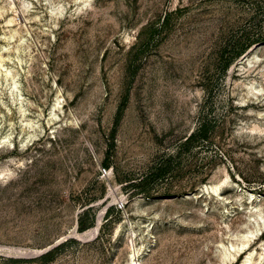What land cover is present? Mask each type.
I'll return each mask as SVG.
<instances>
[{"label":"rangeland","instance_id":"1","mask_svg":"<svg viewBox=\"0 0 264 264\" xmlns=\"http://www.w3.org/2000/svg\"><path fill=\"white\" fill-rule=\"evenodd\" d=\"M238 253L264 264V0H0V264Z\"/></svg>","mask_w":264,"mask_h":264},{"label":"bare ground","instance_id":"2","mask_svg":"<svg viewBox=\"0 0 264 264\" xmlns=\"http://www.w3.org/2000/svg\"><path fill=\"white\" fill-rule=\"evenodd\" d=\"M15 21V17H12L8 22L9 23H12ZM82 237L85 236V234L81 235ZM242 252V251H241ZM240 253V252H239ZM239 253L237 254V256H234L232 259L230 260H224L222 264H236L237 263V260H238V255ZM227 253L224 254V256H226ZM132 257H134V254L132 255Z\"/></svg>","mask_w":264,"mask_h":264},{"label":"built area","instance_id":"3","mask_svg":"<svg viewBox=\"0 0 264 264\" xmlns=\"http://www.w3.org/2000/svg\"><path fill=\"white\" fill-rule=\"evenodd\" d=\"M101 173L103 176H106V175H108L109 171L105 166H102L101 167Z\"/></svg>","mask_w":264,"mask_h":264}]
</instances>
